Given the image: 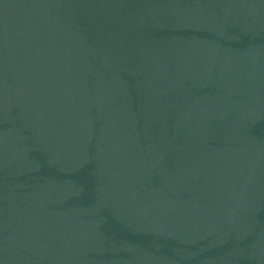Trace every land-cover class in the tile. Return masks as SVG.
Wrapping results in <instances>:
<instances>
[{
	"label": "water",
	"instance_id": "water-1",
	"mask_svg": "<svg viewBox=\"0 0 264 264\" xmlns=\"http://www.w3.org/2000/svg\"><path fill=\"white\" fill-rule=\"evenodd\" d=\"M0 264H264V0H0Z\"/></svg>",
	"mask_w": 264,
	"mask_h": 264
}]
</instances>
